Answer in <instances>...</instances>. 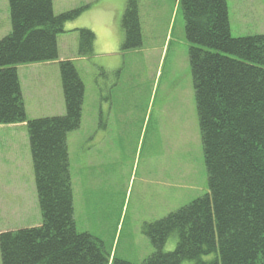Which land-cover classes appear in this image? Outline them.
Here are the masks:
<instances>
[{"label": "trees", "instance_id": "trees-1", "mask_svg": "<svg viewBox=\"0 0 264 264\" xmlns=\"http://www.w3.org/2000/svg\"><path fill=\"white\" fill-rule=\"evenodd\" d=\"M184 21L207 191L143 226L155 251L139 264H264V33L233 36L227 0H177ZM11 30L0 38V125L24 123L39 225L0 231V264H137L117 258L73 217L67 135L79 128L83 81L58 60L57 37L87 7L53 12L52 0H8ZM123 50L143 43L139 0H126ZM77 52L95 34L74 28ZM58 63L63 115L29 118L17 67ZM177 237L172 251L162 247ZM211 255L208 259L203 256Z\"/></svg>", "mask_w": 264, "mask_h": 264}, {"label": "rangeland", "instance_id": "rangeland-1", "mask_svg": "<svg viewBox=\"0 0 264 264\" xmlns=\"http://www.w3.org/2000/svg\"><path fill=\"white\" fill-rule=\"evenodd\" d=\"M227 1L233 36L264 33V0ZM247 4L252 5L251 11L245 9L246 17L236 12V18L233 12ZM139 9L142 45L123 50L112 41L101 45L97 53L100 61L113 63L111 74L104 79L112 92L111 113L117 120L116 131L112 127L114 136L94 138L91 95L79 128L67 135L77 231L97 237L111 257L137 264L155 251L143 226L207 191L181 10L177 0H139ZM85 22L81 27L89 28ZM59 47L58 54L67 53ZM20 66L25 88L22 67L32 66ZM32 98L36 100L38 93ZM13 131L17 142L27 133L25 127H4L0 135ZM25 143L20 142V152L25 151ZM27 150L30 153L29 142ZM30 206L38 207L37 198ZM176 240L170 236L162 250L172 251Z\"/></svg>", "mask_w": 264, "mask_h": 264}, {"label": "crops", "instance_id": "crops-1", "mask_svg": "<svg viewBox=\"0 0 264 264\" xmlns=\"http://www.w3.org/2000/svg\"><path fill=\"white\" fill-rule=\"evenodd\" d=\"M86 4H88V7L77 18L66 23V32L57 37L58 52L60 53L59 44L67 49V53L58 54V60L73 61L83 81L82 116L86 99L91 95L94 112V138L96 136L98 138L109 137L114 136L112 132L113 130L116 131L114 125L117 120L111 113L112 92L108 91V81L104 78H108L109 74H111L113 63L109 60L100 61L97 53L101 51L100 46L103 44L107 45L112 41L117 42L119 45L122 44L124 30L121 26V17L125 9L126 0H61L60 3L52 0L55 14ZM251 6L249 4L246 6L242 5L240 8L237 7L238 9L233 13L237 12L241 16L246 17V13L251 11ZM246 8L248 9L247 12H245ZM237 13L236 18H238ZM83 22L95 34L91 56H82L77 52L78 36L73 29L83 26ZM10 30L8 0H0V38L8 34ZM22 66H32V68L22 67L23 71H26L23 73L26 80L25 88L20 77L21 66L17 67L27 116L35 118L63 115L65 113L64 98L56 61ZM34 93H38L36 100L32 98ZM103 101L104 103H102ZM36 106H39L40 109L36 110ZM117 118L120 119V117ZM121 119L129 120L126 116H122ZM118 125L121 126V123ZM19 126L24 128L25 124L0 125V128L15 129ZM119 131H122V129H119ZM126 134L130 136V133ZM15 136L14 131L4 132L0 135V231L35 226L41 222L38 207L32 208L30 206L36 201L37 196L31 156L27 150L28 136L25 133L22 139L26 140L24 152H20V142L22 140L17 142ZM28 221L32 222L21 224Z\"/></svg>", "mask_w": 264, "mask_h": 264}]
</instances>
